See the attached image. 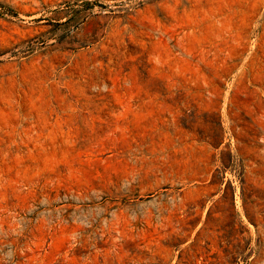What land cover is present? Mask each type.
<instances>
[{
	"label": "rangeland",
	"instance_id": "obj_1",
	"mask_svg": "<svg viewBox=\"0 0 264 264\" xmlns=\"http://www.w3.org/2000/svg\"><path fill=\"white\" fill-rule=\"evenodd\" d=\"M0 264H264V0H0Z\"/></svg>",
	"mask_w": 264,
	"mask_h": 264
}]
</instances>
